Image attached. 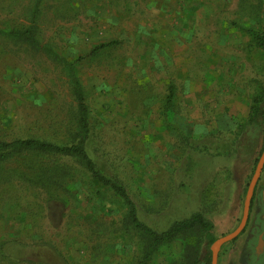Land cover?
<instances>
[{"label": "rangeland", "instance_id": "rangeland-1", "mask_svg": "<svg viewBox=\"0 0 264 264\" xmlns=\"http://www.w3.org/2000/svg\"><path fill=\"white\" fill-rule=\"evenodd\" d=\"M30 25L36 46L7 35ZM254 32L264 34V0H0V142L68 145L75 80L85 150L124 186L139 221L160 233L199 213L221 238L240 223L264 148L263 125L247 121L264 90ZM52 165L71 169L57 191L35 184ZM82 175L31 152L0 158V264L141 261L145 245L122 204ZM263 191L264 166L245 231L217 264H264ZM192 248L201 260L204 239L177 235L142 264H190Z\"/></svg>", "mask_w": 264, "mask_h": 264}, {"label": "trees", "instance_id": "trees-1", "mask_svg": "<svg viewBox=\"0 0 264 264\" xmlns=\"http://www.w3.org/2000/svg\"><path fill=\"white\" fill-rule=\"evenodd\" d=\"M35 12H38V6L35 7ZM7 35L9 37L16 38L22 41H28L30 45H37L36 41V26L30 25L23 28L11 29L8 31ZM252 39L256 47L264 51V34L263 33H252ZM105 46H100L98 49L91 51L95 53L96 51L104 48ZM73 85V95L75 102L77 104V131L72 137L70 143L65 146L55 145L49 142L35 140V139H24V140H14L11 142H0V158L7 156L9 154L31 152L38 156H42L50 159V161H56L57 163L62 162H72L77 165V167L82 170L83 180L86 182V186L99 187L101 189L110 192L112 196L116 197L122 204L126 211V216L124 219V224L131 227L134 232L140 237L144 242V255L138 264L150 257L152 252L157 246L170 242L177 235H197L205 241V254L200 260L196 254V250L192 248L191 255L188 256L190 264H210V251L209 248L216 240L212 232V223L205 219L201 214H193L189 219L174 222L166 231L157 233L147 227L144 223L140 222L136 209L131 201L127 191L124 186L118 183L116 180L104 176L101 171L96 167L95 163L89 158L85 150V142L88 136V121H87V108L84 104V97L81 91L80 84L77 81L72 82ZM173 88H168V95L166 100V105H170L172 99ZM248 123L250 125H256L261 123L264 127V90L258 93L252 101V105L248 112ZM264 146V144H263ZM60 161V162H59ZM53 168L40 167L39 178L35 184L42 188L53 189L57 191L63 189L64 181L66 177H69L71 169L67 166H55ZM258 184V183H257ZM257 185L254 189L253 196L250 203V211L252 207V202L255 199V192ZM248 217V220H249ZM248 223V221H247ZM246 223V226H247ZM245 226V228H246ZM242 231V233L245 231ZM241 233V234H242Z\"/></svg>", "mask_w": 264, "mask_h": 264}, {"label": "water", "instance_id": "water-1", "mask_svg": "<svg viewBox=\"0 0 264 264\" xmlns=\"http://www.w3.org/2000/svg\"><path fill=\"white\" fill-rule=\"evenodd\" d=\"M264 166V148L262 150V153L258 159V162L256 164L254 173L252 175V178L248 184V188L246 190L245 194V200L243 204V211H242V217L240 220V223L238 226L233 230L230 234H227L221 238L216 239L213 244L210 246L209 251H210V264H217V256L220 248L229 242L234 241L244 230L246 223L248 221L249 217V210H250V203L251 199L253 196L254 189L258 183L260 174L262 172ZM262 203H263V211H264V191L262 193ZM264 246V241H263V233L259 235L258 237V245L256 249V255L259 256V251H261L262 247Z\"/></svg>", "mask_w": 264, "mask_h": 264}, {"label": "flooded vegetation", "instance_id": "flooded-vegetation-1", "mask_svg": "<svg viewBox=\"0 0 264 264\" xmlns=\"http://www.w3.org/2000/svg\"><path fill=\"white\" fill-rule=\"evenodd\" d=\"M254 262H255V261H254ZM254 262H253V263H254Z\"/></svg>", "mask_w": 264, "mask_h": 264}]
</instances>
